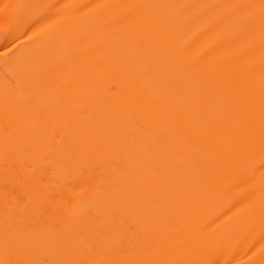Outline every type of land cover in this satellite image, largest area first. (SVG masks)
<instances>
[{
    "label": "bare ground",
    "instance_id": "obj_1",
    "mask_svg": "<svg viewBox=\"0 0 264 264\" xmlns=\"http://www.w3.org/2000/svg\"><path fill=\"white\" fill-rule=\"evenodd\" d=\"M0 264H264V0H0Z\"/></svg>",
    "mask_w": 264,
    "mask_h": 264
},
{
    "label": "rangeland",
    "instance_id": "obj_2",
    "mask_svg": "<svg viewBox=\"0 0 264 264\" xmlns=\"http://www.w3.org/2000/svg\"><path fill=\"white\" fill-rule=\"evenodd\" d=\"M239 66H241L240 63H239ZM199 93H206V92L199 91ZM151 100H152V102L154 104H158V103H161L162 102L161 96H154V97L151 98ZM177 105H178V99H177Z\"/></svg>",
    "mask_w": 264,
    "mask_h": 264
}]
</instances>
